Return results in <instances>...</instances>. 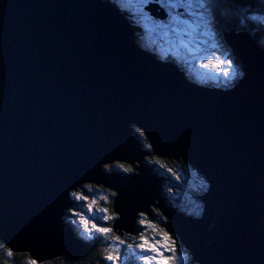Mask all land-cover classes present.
<instances>
[{
  "label": "water",
  "instance_id": "water-1",
  "mask_svg": "<svg viewBox=\"0 0 264 264\" xmlns=\"http://www.w3.org/2000/svg\"><path fill=\"white\" fill-rule=\"evenodd\" d=\"M145 10L167 18L159 0ZM222 38L242 69L226 89L189 78L103 0H0L4 245L40 263L82 257L89 243L64 216L71 192L95 184L114 193L120 237L157 211L195 264H264V48L245 30ZM151 153L206 179L198 217L168 197Z\"/></svg>",
  "mask_w": 264,
  "mask_h": 264
},
{
  "label": "rangeland",
  "instance_id": "rangeland-1",
  "mask_svg": "<svg viewBox=\"0 0 264 264\" xmlns=\"http://www.w3.org/2000/svg\"><path fill=\"white\" fill-rule=\"evenodd\" d=\"M113 1L115 2V4H117L119 6H120V4H122V6L124 8L126 6L128 12H130L132 17L134 18L135 23L137 22L136 24L139 27H143L145 29L144 32H141V34L144 33L143 37L150 38L154 41H157V43L162 48H164L166 51L172 52L175 55V58L179 62H181L182 65L185 64L187 68L189 67L188 69L191 70V73H192L191 77L194 78L195 81L197 80L196 82H204V79L209 80V78H207V77H211L212 75L213 76L218 75L220 77V78H216L217 82H220L221 80H224V78H226L223 76V74L215 72L214 69L203 68V67H201V65L203 63L207 62L208 60H212L213 63H219L220 60H224L225 57L232 59V52L233 51L226 44H224L220 38H218V31L214 27L211 16H210V10H212L214 13H216L217 19H218V17L220 19H222V17H223V19L225 21L228 18V16L230 18H235L234 13L231 12V10H232L231 7L233 5H231L228 1L211 0L210 7L208 9L209 14L207 17V20L210 22L208 25V29L206 30L204 26H201L200 28H198L194 31L193 30L178 29L172 23L173 17H176L177 19L184 20L188 23H192L193 25L199 23V21L194 18L195 14L192 12V10L189 8V6L186 3L180 2V0H175V2H169V0H159V3L165 9H169V11H168L169 15H167V18L164 20L153 18L144 9V6L148 3L149 0H146V2H145V0H113ZM227 12L229 14H226ZM239 20L242 21V19H239ZM242 23L245 25L244 22H242ZM160 25H162L163 27H158ZM209 31L212 33V35H208ZM213 45H215V47ZM215 58H219V59H215ZM233 68H234V65L232 64V69ZM193 69H194V72H193ZM189 70H187V71H189ZM199 70L201 71L200 74L204 75L203 77H200V79H198L199 74L197 73ZM203 70H209L210 73H204ZM140 133L141 132L138 131V129H137L136 133H134V138H136L137 140H139L141 142L143 136H141ZM141 146H142L141 147L142 150L143 149L145 150L148 148L142 142H141ZM148 157H146V158H148ZM187 165H189V164H187ZM105 166H106V170L108 172H112V171L119 172V170H122L124 172H130L131 170L134 171L133 166L130 164H127V163L114 162L111 165L107 164ZM189 167L193 168L190 165H189ZM189 167H187L185 169V171H188V173L183 172V171L179 172V170H178L179 167H177L179 179L186 180L188 178V180H186L188 187H190L192 185L193 187L195 186L194 190H197V185H199V184H197L196 182L199 181V178H198L199 175L198 174H200V173L198 171H196L195 168H193V170H192ZM125 169H128V170L126 171ZM207 186H208V184H207ZM168 189H171L170 193L173 196H178V195H176L178 193L175 190H173L171 188V186L168 185V183H167L165 185L166 192L168 191ZM73 192L83 193V195L88 197L87 200H77L75 197H73V200L75 199L76 201H78V204H75L71 208L67 209L68 213L70 214L69 217L82 230L84 235L87 236V233L85 232L84 228L79 225L78 217L73 215V213H83L90 220L89 226H91V223H95L98 226L106 227V225H107L106 222H108V220L105 221V220L101 219V217H103L104 215H108V214L104 213V212L96 211L94 216H93L92 213L88 212L87 205L93 199H95L98 201V203L93 206L94 209L105 208V205L108 204L109 202H111V209H112V203H113L112 199H113L114 193L111 190H109L105 187H102V185H95V184L94 185L83 184ZM72 193H71V195H72ZM167 193H168V197H169V192H167ZM103 197H107V199H103ZM178 198L180 199V202L183 203L185 207H187V208H185L186 210L187 209L192 210V209L196 208L198 205H201V208L199 209L198 213L196 215H191V216L198 217L201 214L202 204L200 201H199V203H197L191 197H184V196H178ZM178 208H179V210L188 213L184 208H181V209H180V207H178ZM199 212H200V214H199ZM154 218H155V216L153 218L149 219V218L145 217V215L140 214V216L137 219V221H138L137 222V228L135 229V231L137 232V235L134 237H138L142 232H145V226L140 224V220L146 219L147 221H151L152 224L156 225L155 222H152V220ZM114 219H115V217L113 218V220ZM112 223H113V221H112ZM111 226H112V224H111ZM159 230H165V229H164V227L158 225L157 232H159ZM135 231L132 234H134ZM165 231H167L177 241L178 255H181L183 257L181 264H187L188 254L183 250H179V242H178L177 238L175 237V235L171 232V230H169V231L165 230ZM157 232L147 231V232H145V234L147 236H157V238L159 239L161 237L157 235ZM113 234L114 235L109 236V239L106 240L107 242H105L103 235L97 234L98 236H101V238H99L100 240L103 239L102 243L104 245L107 244V251H106L107 254H109L110 246L112 245L113 241L115 240V237L118 236L116 233H113ZM131 235L123 234L121 237L120 236L119 237L121 239H129V237ZM116 243H118V241H116ZM126 243H132V240L130 239V241H128V242L126 240ZM127 252H128V257H127L128 261L134 260V261H137V264H143V261L138 260L137 256L135 254H133L132 249H128ZM112 254L115 255V252L113 251ZM60 257H62V256H60ZM79 258H81V257H79ZM121 258L124 259V248L123 247H121ZM52 260H50V259L44 260L43 263L48 262V261H52ZM43 263H40V264H43ZM107 263H111V262L107 261Z\"/></svg>",
  "mask_w": 264,
  "mask_h": 264
},
{
  "label": "trees",
  "instance_id": "trees-1",
  "mask_svg": "<svg viewBox=\"0 0 264 264\" xmlns=\"http://www.w3.org/2000/svg\"><path fill=\"white\" fill-rule=\"evenodd\" d=\"M225 1H228L231 5H233L231 7V9H232L231 12L234 13L235 18H230L228 16V18L225 21H224L223 17H222V19H220L219 17L217 19L216 13H214L212 10H210V16H211L213 25L216 28V30L218 31V38H220L222 40V42L224 43L223 38H222V32L223 31H227L229 29H237L240 31L245 30L251 34V36L253 37V39L255 40L256 43H258L259 45H262V47H264V1L263 0H225ZM226 14H229V13L227 12ZM123 15L129 21H133V17L130 14H128L126 11L124 12ZM252 17H261L262 19L254 20V19H252ZM239 19H242V21ZM242 22H244L245 25H243ZM137 31H138V34L140 35L141 30L137 29ZM164 57H165L166 61H171V62H173V63H175L181 67H186L185 64L182 65L181 62H179L175 58V55L172 52H168V51L164 50ZM231 60H232V64L234 65L233 70L235 71V76H233L230 79L226 78L225 80H221L220 82H217L213 78H209V80L204 79V82H202V83H204V84L210 83L213 85V87L222 88V89H226L229 86L235 85L237 80H238V77H240L242 74V70H241L240 63H239L234 52H232V59ZM186 73L189 77H191V72L186 71ZM221 74H222V72H221ZM230 76H231V73H230ZM200 77H202V76L200 75L198 79H200ZM215 78H220V77L218 75H216ZM141 142L145 144V141L143 138H142ZM146 146H148V145L146 144ZM144 161L147 162L151 166L152 170L157 175L166 176L168 178L167 183H168V185L171 186V188L173 190H175L178 193L176 195L184 196V197H191L197 203H199L197 196L201 195L207 189V181L201 174H198L196 172L199 175V177H198L199 181H197L196 183L199 185H197V190H194L195 186L193 187L191 185L190 187H188V185L186 183V180H188V178L186 180L179 179L178 170H179V172L183 171V172L188 173V171H185V169L187 167H189V165H187L186 163H184L182 161L162 160V159H159L156 156H154L152 153L149 155L148 158L144 159ZM177 167H179V169ZM189 168L193 170V168H191V167H189ZM169 169H171V171H169ZM119 172H122V174L123 173L124 174H132L134 171L131 170L130 172H124L122 170H119ZM170 190L171 189H168L167 192H169V197L173 201L174 205L176 207H180V209L181 208H184V209L187 208L184 206L183 203L180 202V199L178 198V196H173L170 193ZM74 202H76L75 204H78V201H76L75 199H74ZM200 208H201V205H198L196 208H194L192 210H188V209L187 210L185 209V210L190 215H196ZM105 209H107V214L110 217H112V216L115 217L113 215L114 213L112 212V209H111V202H109L108 204L105 205ZM199 214H200V212H199ZM69 216H70V214L67 211L65 216H64V220L69 225H71L72 229L75 231L76 234L81 236L79 238H81L85 241L89 240V247H88L87 251L84 253V255L81 258L74 260V261L70 260L66 256H62V257L53 259L52 261L45 262L43 264H106L107 260H105L104 257H106L108 255L106 252L107 251V244L104 245L102 243L103 239H101V240L99 239V238H101V236L96 235L95 238L86 239L85 238L86 235H84L82 230L73 222V220ZM112 221H113V219H109L108 222H106V224H107L106 227L111 228ZM152 222H155L156 225L164 227L165 230H168V231L170 230V228L167 225V221L158 212L155 213V218L152 220ZM112 235H114V234L111 231L109 233V236H112ZM136 235H137V232L135 231V233L132 234L129 237V239H125V240H127V242H128V241H130L131 237H134ZM105 242H107V241L105 240ZM0 245H4V243L1 240H0ZM179 250H183L187 253V251L180 244H179ZM11 259L14 261V264H29V255L26 253H14V257ZM0 264H3V257L2 256H0ZM129 264H137V261L131 260V261H129ZM187 264H195L192 262L191 257L189 255L187 256Z\"/></svg>",
  "mask_w": 264,
  "mask_h": 264
},
{
  "label": "snow or ice",
  "instance_id": "snow-or-ice-1",
  "mask_svg": "<svg viewBox=\"0 0 264 264\" xmlns=\"http://www.w3.org/2000/svg\"><path fill=\"white\" fill-rule=\"evenodd\" d=\"M169 2H175V0H169ZM180 2L186 3L189 6L195 14L194 18L197 19L199 23L193 25L192 23L177 19L176 17L172 18V23L181 30L194 31L201 26H204L207 30L210 23L207 20V17L211 0H180ZM252 19L260 20L262 18L252 17ZM158 27L163 26L160 25ZM208 35H212V33L209 31ZM213 46L215 47V45ZM201 67L212 68L217 73L222 72L223 76L229 79L235 76V71L232 69V60L227 57H225L224 60H220L219 63H213L212 60H208L203 63ZM140 135L143 136L144 134L140 133ZM147 147L151 148V145H148ZM125 170L127 171L128 169ZM169 171H171V169H169ZM72 196L77 200L88 199L83 193L73 192ZM103 199H107V197H103ZM97 203L98 201L93 199L87 205L88 212L92 213L93 216L96 211L107 213V209L105 208L94 209L93 206ZM73 215L78 217L79 225L82 226L87 233V236L85 237L86 239L95 238L97 234L103 235L105 240L109 239V233L111 232L110 227H101L95 223H91V226H89L90 220L83 213H73ZM141 215L144 214L141 213ZM113 218L114 217L108 215L101 217V219L105 221ZM140 224L145 226V232H157L158 225L152 224L151 221L142 219L140 220ZM145 232H142L138 237H131L132 243H126V240L121 239L119 236L115 237V240L110 246L109 254L104 257V259L111 262V264H129L127 250L132 249L133 254L137 256L138 260L143 261V264H181L183 257L178 255L177 241L167 231L159 230V232H157V235L161 237L159 239L157 236H147ZM116 241H118V243H116ZM121 247L124 248V259L121 258ZM113 251L115 252V255L112 254ZM0 256L3 257V264H14V261L11 259L14 257L12 247L0 245ZM29 264H40V262L37 258L29 256Z\"/></svg>",
  "mask_w": 264,
  "mask_h": 264
},
{
  "label": "clouds",
  "instance_id": "clouds-1",
  "mask_svg": "<svg viewBox=\"0 0 264 264\" xmlns=\"http://www.w3.org/2000/svg\"><path fill=\"white\" fill-rule=\"evenodd\" d=\"M103 1H105V2H107V3H109V4H111V5H113V7H115L119 12H121L122 14H124V12L127 10V8H126V6H125V8L122 6V4H120V6L119 5H117V4H115V2L113 1V0H103ZM150 1V0H149ZM149 1H148V3H149ZM148 3L146 4V6L148 5ZM160 4V3H159ZM161 5V4H160ZM117 6V7H116ZM146 6H144V9H145V7ZM162 6V5H161ZM163 7V6H162ZM126 9V10H125ZM126 12H128V10L126 11ZM128 14H130V12H128ZM131 15V14H130ZM132 16V15H131ZM131 22H133L134 24H136L135 23V21H134V18H133V21H131ZM137 25V24H136ZM137 29L138 30H145L143 27H139L138 25H137ZM237 30V29H236ZM250 34V33H249ZM139 35V34H138ZM251 35V34H250ZM145 38V37H144ZM144 38H141L140 37V35H139V39H141V40H143L142 42H144L143 44H147V46H149L151 49H154L155 50V52H157V53H159V51H160V54L161 55H163L164 56V50L165 49H162V47L157 43V41H154L155 43L154 44H156V46L154 47V48H152L147 42H145L144 41ZM146 39H150V38H146ZM152 40V39H151ZM149 41V40H148ZM150 42V41H149ZM152 42H153V40H152ZM262 46V45H261ZM264 48V47H263ZM166 51V50H165ZM186 70H185V73H186V71L187 70H189L187 67H184ZM242 70V69H241ZM189 72H191L190 70H189ZM193 72H194V69H193ZM187 74V73H186ZM191 75H192V73H191ZM188 76V75H187ZM241 76H242V74H241ZM241 76L240 77H238V80L241 78ZM189 77V76H188ZM189 78H192V77H189ZM193 80H194V78H192ZM226 78H224V80H225ZM216 80V79H215ZM238 80H237V82H238ZM217 81V80H216ZM236 81V80H235ZM236 82V83H237ZM72 193V192H71Z\"/></svg>",
  "mask_w": 264,
  "mask_h": 264
},
{
  "label": "flooded vegetation",
  "instance_id": "flooded-vegetation-1",
  "mask_svg": "<svg viewBox=\"0 0 264 264\" xmlns=\"http://www.w3.org/2000/svg\"><path fill=\"white\" fill-rule=\"evenodd\" d=\"M145 6H146V5H145ZM163 8H164V7H163ZM125 10H126V9H125ZM165 10H166L167 15H169V12H168L169 9H165ZM126 11H127V10H126ZM236 11H237V10H236ZM127 13H128V12H127ZM167 20H168V19H167ZM141 32H144V30H141ZM143 35H144V33H143V34L140 33V37H141V38H144V37H142ZM148 40H149L150 42H149ZM144 41L147 42L152 48H154V47L156 46V44H154V43H155L154 40H153V42H152L151 39H146V38H144ZM162 49H163V48H162Z\"/></svg>",
  "mask_w": 264,
  "mask_h": 264
},
{
  "label": "bare ground",
  "instance_id": "bare-ground-1",
  "mask_svg": "<svg viewBox=\"0 0 264 264\" xmlns=\"http://www.w3.org/2000/svg\"><path fill=\"white\" fill-rule=\"evenodd\" d=\"M179 14V13H178ZM180 17V16H179ZM138 21V20H137ZM137 23V22H136ZM244 25V24H243ZM143 37V36H142ZM250 37L253 39V37L250 35ZM254 40V39H253ZM147 46V44H145ZM165 58V57H164Z\"/></svg>",
  "mask_w": 264,
  "mask_h": 264
}]
</instances>
